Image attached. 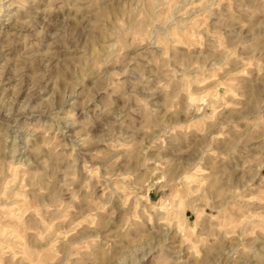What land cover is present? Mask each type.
<instances>
[{"label": "clouds", "instance_id": "1", "mask_svg": "<svg viewBox=\"0 0 264 264\" xmlns=\"http://www.w3.org/2000/svg\"><path fill=\"white\" fill-rule=\"evenodd\" d=\"M261 169L264 0H0V264H264Z\"/></svg>", "mask_w": 264, "mask_h": 264}, {"label": "rangeland", "instance_id": "2", "mask_svg": "<svg viewBox=\"0 0 264 264\" xmlns=\"http://www.w3.org/2000/svg\"><path fill=\"white\" fill-rule=\"evenodd\" d=\"M182 48V46H181ZM239 54V53H238ZM224 89L221 88V92H223ZM21 136H23V133H21ZM22 142V141H21ZM259 141L256 138H253L250 142H249V147H248V151H250L253 155L257 154V147H258ZM223 146V141H220V144L217 147V151L220 152L221 156H223V152L221 151ZM245 148V145H241L238 149H237V155L234 158V162L232 163L231 167H227L225 168L224 166H226L229 162L228 161H218V168H220V170L223 171H228V172H232L234 171L235 167L237 164H239L240 166L243 165V159H242V150ZM240 175H242V173L237 172L235 174V176L233 177V180H238ZM264 177V169H261L259 172V176L255 179L254 183H253V187L256 188L260 185V178ZM247 179H251V177H248ZM2 193H3V186H0V224L3 223V211L2 209L5 206V203L2 200ZM253 195L256 194V192L254 191L252 193ZM152 197L158 198L156 197V193L152 192L150 194ZM11 211L9 212V216L11 217L13 215V213L16 211L15 208H12L11 204L7 205ZM181 207H183V204L181 205ZM203 211L209 215H214L215 213H213L211 208H204ZM201 217L198 213L197 210L193 209V208H187L185 207L183 210V221L178 220L177 224H176V229L179 233H181V239H184L183 237V233L187 230H191V231H195V224L197 222V220H199ZM189 226H192L191 228H189Z\"/></svg>", "mask_w": 264, "mask_h": 264}]
</instances>
